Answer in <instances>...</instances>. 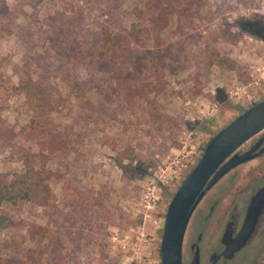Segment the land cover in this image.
<instances>
[{
    "label": "rangeland",
    "instance_id": "rangeland-1",
    "mask_svg": "<svg viewBox=\"0 0 264 264\" xmlns=\"http://www.w3.org/2000/svg\"><path fill=\"white\" fill-rule=\"evenodd\" d=\"M145 1L0 0V176L12 179L23 170L19 151L45 155L46 169L55 173L50 186L58 207L21 203L6 204L2 210L16 220L50 224L66 253L76 248L73 264H161L160 245L172 197L213 136L264 100V42L241 27L255 19L264 23V0H204L200 19L183 23L172 15L163 32L169 43L186 32L194 37L189 51L195 59L207 54L198 83L189 80L191 72L166 71V90L158 97L149 95L151 107L146 101L132 108L121 106L113 99L115 77L98 78L95 65L82 67L79 49H72L80 43L87 53L86 47L96 44L102 29L96 21L108 24L112 19L108 5H120L119 17L130 29L137 22L133 10ZM75 9L84 11L82 21ZM71 22L74 27L66 36ZM203 46L206 51L201 53ZM262 136L264 130L240 150ZM262 176L264 156L235 168L208 192L190 222L184 264L191 259L189 243L200 232L205 235L204 258L217 251L219 206L228 209L254 178ZM108 191L110 208L120 213L126 228L99 230L107 222L95 220L96 224L85 213ZM152 194L159 200L144 219L146 196ZM211 204L216 207L215 224L207 218ZM90 223L96 225L86 231L90 236L73 241L70 235ZM116 231L127 234L129 242L113 253L110 237ZM10 243L36 246L26 228L0 229V248ZM11 253L0 249L3 257Z\"/></svg>",
    "mask_w": 264,
    "mask_h": 264
},
{
    "label": "trees",
    "instance_id": "trees-1",
    "mask_svg": "<svg viewBox=\"0 0 264 264\" xmlns=\"http://www.w3.org/2000/svg\"><path fill=\"white\" fill-rule=\"evenodd\" d=\"M203 6L204 0H146L143 7L133 10L137 22L133 23L130 29H126L119 17L120 5L110 4L107 6V12L112 18L110 22L101 24L100 21H96L102 28L96 44L86 47V50L89 48L87 53L83 51L85 49L81 48L80 43L72 50L79 49V64L82 67L95 65L98 78L102 75L115 77L118 88L113 99L118 100L121 106L132 108L133 104L139 101H146L150 106L149 95L154 94L158 97L166 90V71L191 72L189 80L198 83L196 76L201 75V70L205 69L207 54H204L206 58L199 56L195 59L189 51V46L195 42L190 34L185 32L182 38L169 43L165 40L163 32L170 27V16H176L183 23L200 19ZM75 10L82 21L84 11ZM69 26L70 29L64 31L66 36L71 34L74 24L71 22ZM241 27L264 42V23L260 20L245 21ZM205 51L206 47L203 46L201 53ZM21 83V88L27 89L28 85ZM34 88L39 91L38 87ZM33 94H36L34 89ZM157 121L166 122L162 119ZM44 157L45 155L32 151H19L18 158L23 170L15 173L12 179L0 176V229L26 228L29 237L36 242L35 247L29 248H22L14 243L5 244L1 248L9 249L13 253L9 257L0 254V264H73L78 259L75 247L72 251L65 252L63 241L50 224L43 226L16 220L2 210L6 204L15 206L21 203H32L58 210L50 186L55 173L46 169L42 161ZM108 193L109 191L104 197L103 194L96 197L91 204L92 209L85 213L92 217V222L96 224L101 219L107 222L104 227L99 226V230L106 232L109 226L126 228L127 224L121 220L120 213L110 208ZM94 226L96 225L90 223L89 228L79 229L77 234L70 235L72 240L81 242L84 236H90L86 231L93 229ZM102 258L108 260L107 255Z\"/></svg>",
    "mask_w": 264,
    "mask_h": 264
},
{
    "label": "water",
    "instance_id": "water-1",
    "mask_svg": "<svg viewBox=\"0 0 264 264\" xmlns=\"http://www.w3.org/2000/svg\"><path fill=\"white\" fill-rule=\"evenodd\" d=\"M264 130V100L236 117L216 133L207 144L197 165L183 181L168 205L160 245L161 264H184L185 237L197 208L227 174L235 168L264 155V139L259 138L245 150L241 147ZM264 210V186L252 198L242 231L233 238L228 224L223 242L226 259L245 247L252 238ZM204 233L193 241V255L188 264H202Z\"/></svg>",
    "mask_w": 264,
    "mask_h": 264
},
{
    "label": "flooded vegetation",
    "instance_id": "flooded-vegetation-1",
    "mask_svg": "<svg viewBox=\"0 0 264 264\" xmlns=\"http://www.w3.org/2000/svg\"><path fill=\"white\" fill-rule=\"evenodd\" d=\"M260 138L264 139V136ZM262 157L258 159H261ZM250 186H251L250 188L243 190L242 198L236 200L232 206L228 207V209H225L224 206H219L217 215H215L216 212L215 205L213 204L207 205L208 206L206 207L208 208L207 218L208 219L211 218L212 220V217L215 215L217 220V230L215 231V233H217L218 236L216 242L217 251L212 252L206 259L202 254V264H233L234 262L237 264H252V262H254L255 264H260V262L264 260V210L259 217V222L256 227V230L253 233V236L249 240L248 244L245 247H243L239 252H237L232 259H226L223 255V253L227 248L225 243L223 242V239L227 231L228 224L232 223L231 228H232L233 238L237 237L242 231L252 198L256 195L259 189H261L264 186V176L254 178L251 181ZM212 221L213 224H215V220ZM199 234H201V232L198 233V235ZM189 245H190L189 247L190 256H192L193 241H191ZM262 263H264V261Z\"/></svg>",
    "mask_w": 264,
    "mask_h": 264
},
{
    "label": "built area",
    "instance_id": "built-area-1",
    "mask_svg": "<svg viewBox=\"0 0 264 264\" xmlns=\"http://www.w3.org/2000/svg\"><path fill=\"white\" fill-rule=\"evenodd\" d=\"M147 200L145 201L146 204L144 205V219H147L151 216V210H155L159 198L154 196L153 194L151 196H146ZM133 231V229H131ZM129 242V236L121 235L118 231L114 232L110 237V248L112 249L113 253H116L120 246L122 248H125V243Z\"/></svg>",
    "mask_w": 264,
    "mask_h": 264
}]
</instances>
